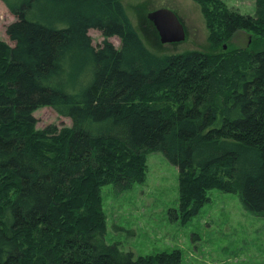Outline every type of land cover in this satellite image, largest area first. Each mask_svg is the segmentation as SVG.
<instances>
[{
  "label": "trees",
  "instance_id": "trees-1",
  "mask_svg": "<svg viewBox=\"0 0 264 264\" xmlns=\"http://www.w3.org/2000/svg\"><path fill=\"white\" fill-rule=\"evenodd\" d=\"M3 1L16 21L14 45L0 39V264H182L179 250L136 257L106 241L103 187L142 184L152 152L178 167L186 220L212 189L264 213V0L255 15L194 0L214 52L168 56L123 0ZM238 32L247 48L230 47ZM43 107L72 126L38 130Z\"/></svg>",
  "mask_w": 264,
  "mask_h": 264
},
{
  "label": "rangeland",
  "instance_id": "rangeland-1",
  "mask_svg": "<svg viewBox=\"0 0 264 264\" xmlns=\"http://www.w3.org/2000/svg\"><path fill=\"white\" fill-rule=\"evenodd\" d=\"M228 8L244 15H255V0H222ZM124 8L146 47L160 56L192 51L214 52L200 6L194 0H123ZM172 10L180 19L186 40L162 44L155 26L148 20L150 12ZM16 21L8 5L0 0V39L14 45L6 34ZM94 47L106 38L91 29ZM121 47L118 37L108 39ZM251 36L238 32L230 47L247 48ZM264 42L257 48H263ZM34 116L38 130L56 126L71 127L72 121L51 107L38 109ZM148 172L142 184L117 191L113 185L102 189L107 218L106 241L137 256L179 250L182 264H264V213L248 210L240 195L219 189L208 192L209 201L189 220L179 204V169L162 152L147 158Z\"/></svg>",
  "mask_w": 264,
  "mask_h": 264
},
{
  "label": "water",
  "instance_id": "water-1",
  "mask_svg": "<svg viewBox=\"0 0 264 264\" xmlns=\"http://www.w3.org/2000/svg\"><path fill=\"white\" fill-rule=\"evenodd\" d=\"M147 18L155 26L162 44L180 43L186 40L184 26L172 10L164 8L150 12Z\"/></svg>",
  "mask_w": 264,
  "mask_h": 264
}]
</instances>
